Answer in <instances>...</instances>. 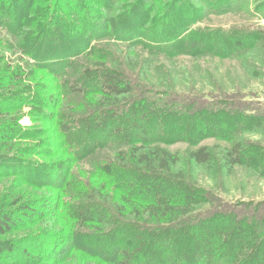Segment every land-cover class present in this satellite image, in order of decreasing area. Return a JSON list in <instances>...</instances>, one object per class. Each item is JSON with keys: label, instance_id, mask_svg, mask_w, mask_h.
Returning <instances> with one entry per match:
<instances>
[{"label": "trees", "instance_id": "1", "mask_svg": "<svg viewBox=\"0 0 264 264\" xmlns=\"http://www.w3.org/2000/svg\"><path fill=\"white\" fill-rule=\"evenodd\" d=\"M100 1L106 2L105 11L76 1L77 6L80 3L78 13L83 12L84 30L70 23L61 25L66 17L44 14L41 7L27 19L20 16V9L12 14L7 6L0 7V43L21 50L18 62L0 53V146H18L15 153L0 150L2 164L5 160L15 162L8 173L0 169V176L23 170L21 176L40 183L37 185L41 188L53 183L55 171L32 167L23 158L31 146L23 147L19 142L38 135L27 132L20 121L25 115L41 117L39 112H31L35 102L40 105L39 73L60 72L64 80L57 89L58 98H41L46 110H52L51 117L58 121L62 103L75 94L92 101L90 109L69 114L64 125L71 136H65L64 143L72 148L75 141H80L81 153L73 151L77 158L83 157V152L97 155L109 143L120 145L118 154L106 164L110 177L103 186L109 195L101 193L102 198L98 190L91 194L90 189L87 196L78 195L79 201L72 203L78 225L84 227L75 234L89 247L85 252L104 258L106 264H264V201L229 202L201 185L197 175L200 169L231 174L237 167L264 174L263 147H248L237 135L246 127L237 118L248 120L257 115L246 114L244 103L238 102L236 110L229 113L226 128L216 115L225 108L229 110L222 107L221 100H181L171 91L165 93V103L161 104L155 97L158 91L142 85L132 69L114 63L112 51L101 48V43L113 39L149 44L153 52L167 55L213 50L214 54L235 57L255 35L237 28H193L200 17L192 11L187 16H172L168 24L153 23L149 19L157 0H135L123 4L120 12L116 0ZM205 1L204 15L229 8L218 1ZM191 5L187 3L194 8ZM29 27L39 28L36 35L27 31ZM41 30L43 34L37 38ZM10 53L15 55L14 50ZM73 69H78L76 75ZM100 133L105 134L101 140ZM211 136H224L230 145L217 154L200 144ZM176 142L195 148H188L181 158L162 145ZM38 208L35 202L22 198L0 201V236L37 216ZM5 245L0 244V256Z\"/></svg>", "mask_w": 264, "mask_h": 264}, {"label": "rangeland", "instance_id": "2", "mask_svg": "<svg viewBox=\"0 0 264 264\" xmlns=\"http://www.w3.org/2000/svg\"><path fill=\"white\" fill-rule=\"evenodd\" d=\"M76 1L0 0V7L7 6L12 14L20 9L18 13L22 17L25 15L26 19L41 7L44 14L53 13L57 14L58 18L66 17L61 25L70 23L73 28L84 30L86 25L82 21L83 12L78 13L80 3L77 6ZM83 1L88 6H95L99 11L106 10V2ZM133 1L135 2V0H116L119 12L123 4L129 5ZM157 1L158 4L154 7L153 15L149 19L153 20V23L156 20L159 21L158 23L168 24L172 16L180 13H185L187 16V13L192 11L190 13L196 18L200 17L199 22L192 26L193 28L197 26H210L224 30L237 28L244 29L255 36L246 41L245 46L235 57L214 54L213 50H207L203 52L204 54L194 52L193 55L186 53L167 55L153 52L149 44H128L113 41V39L101 43V48L112 51L113 55L110 58L114 63H123L126 69H132L137 74L135 79H138L142 85H147L148 88L153 87L158 91L155 97L161 104L165 103L164 98L167 97L165 93L171 91L176 92L181 100L182 97L186 99L187 97L204 98L215 102L221 100L222 107H229V110L225 108V111L217 112L216 115L227 128L230 124L229 113L236 110V103H244L242 108L244 112L248 115H257V117L245 120L239 116L237 120H243L246 127L242 126L243 130L237 135L246 140L245 142L248 143L246 146L259 145L264 149V0H213L218 1L220 5H229V8L219 13L206 15L201 13L204 12L202 5L207 2L205 0ZM189 2L194 8L187 7ZM127 13L128 18L129 12ZM38 29L29 27L27 31L36 35ZM42 34L41 30L37 38H41ZM145 36L149 37L147 33ZM13 50L15 55L10 53ZM20 52L19 48L9 49L4 43H0V53H5L9 59L13 58L18 62ZM91 60L95 61L96 58L92 57ZM30 61L34 64L33 60L30 59ZM108 61L111 62V59ZM77 71L78 69H73L72 74L76 75ZM63 77L60 72L50 73L44 70L39 73L37 91L40 105L35 102L37 105L31 106L33 109L31 112L33 115L39 112L41 117L25 115L20 121L27 132H35V135H38L19 142L23 147L31 146L29 149L31 151L27 150L23 158L32 163V167L39 166L45 171H55L56 176L52 180L53 183L51 186L41 188L37 185L40 183L35 184L27 180L25 176H21L23 170H17L20 174L0 176V201L22 198L35 202L39 207L37 216L27 220L18 229L0 236V244H7L3 246L5 252L0 256V264H106L104 258H98L85 252L89 247L86 243L82 244L81 237L75 234L79 231V227L81 229L84 227L78 225L76 208L72 206V203L79 201L78 195L84 193L87 196L90 189H92L89 192L91 194L98 190L100 197H102L101 193L109 195L103 186V183L108 184L107 179L110 177V168L106 164L110 157L114 158L118 154L120 145L109 143L110 145L106 144L98 150L100 152L97 155L83 152V157L77 158L73 151L75 149L77 154L81 153L80 141H75L72 148L68 143H64V137L71 136L64 125L66 121H69L66 120L69 114H79L90 109L89 103L92 101L84 99L82 95L75 96V94L70 98L71 100L62 103L58 121L55 116L51 117L52 110H46L44 101L58 98L59 90L57 89L63 83ZM46 91L49 92L46 93ZM29 109L28 106L24 110ZM188 120L192 121V119L185 118V121ZM248 127L253 128L254 131H245ZM80 134L90 137L84 135L85 133ZM99 136L101 140L105 134L100 133ZM200 144L209 146L217 154L222 153L224 148L230 145L224 136L207 137ZM162 145L180 154L181 158L185 157L188 148H195V146L189 147L186 142ZM16 147L18 146L15 145L13 148L9 145L8 147L0 146V150L15 153ZM13 164L15 162L10 160H5L3 164L0 161V169L4 171L3 173H8L13 170ZM63 171L70 172V177L68 174L69 178L66 180L67 173ZM197 175L201 179V185L229 202L264 201V174L237 167L231 174H227L226 171L200 169ZM97 186L98 188L95 189ZM81 244L84 253L81 252Z\"/></svg>", "mask_w": 264, "mask_h": 264}]
</instances>
